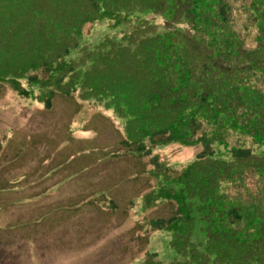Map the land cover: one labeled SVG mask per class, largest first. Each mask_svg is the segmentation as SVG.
Listing matches in <instances>:
<instances>
[{"label": "trees", "instance_id": "trees-1", "mask_svg": "<svg viewBox=\"0 0 264 264\" xmlns=\"http://www.w3.org/2000/svg\"><path fill=\"white\" fill-rule=\"evenodd\" d=\"M255 1L257 28L247 43L232 27L238 15L230 0H44L63 9L65 19L51 17L54 6H33L21 22L15 7L0 0V79L38 81L27 70L39 68L65 93L78 84L107 98L126 116L122 141L137 153L172 141L199 146L174 178L161 182L175 205L150 222L169 231L177 254L163 264H264V153L233 143L223 155L211 145H224L229 130L264 144V0ZM145 9L196 28L158 30L137 17V28L101 39L102 48L87 55L90 67L62 59L81 31L75 22L115 24ZM155 158V168L165 170Z\"/></svg>", "mask_w": 264, "mask_h": 264}, {"label": "rangeland", "instance_id": "rangeland-1", "mask_svg": "<svg viewBox=\"0 0 264 264\" xmlns=\"http://www.w3.org/2000/svg\"><path fill=\"white\" fill-rule=\"evenodd\" d=\"M230 1L238 15L232 27L253 43L257 2ZM4 2L15 7L20 22L33 6L44 11L54 6L51 17H66L44 0ZM137 17L158 30L196 28L182 17L173 21L149 9L115 24L86 19L75 22L81 31L62 59L90 67L87 55L102 48L101 39L137 28ZM27 73L39 80L0 79V264H163L176 257L169 231L150 221L172 213L175 202L164 197L161 182L174 178L199 146L172 141L137 153L122 141L126 116L107 98L89 95L78 84L65 93V86L50 84L39 68ZM49 90L53 95L46 107ZM224 140L225 146L211 142L215 153L225 155L233 143L264 153V144L248 135L229 130ZM151 155L165 170L155 168Z\"/></svg>", "mask_w": 264, "mask_h": 264}]
</instances>
